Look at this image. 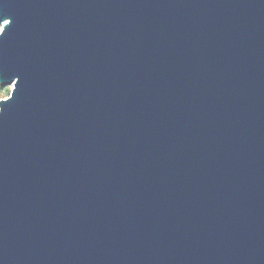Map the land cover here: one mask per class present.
<instances>
[{
	"label": "water",
	"instance_id": "water-1",
	"mask_svg": "<svg viewBox=\"0 0 264 264\" xmlns=\"http://www.w3.org/2000/svg\"><path fill=\"white\" fill-rule=\"evenodd\" d=\"M0 27V264H264V0H0Z\"/></svg>",
	"mask_w": 264,
	"mask_h": 264
},
{
	"label": "rangeland",
	"instance_id": "rangeland-1",
	"mask_svg": "<svg viewBox=\"0 0 264 264\" xmlns=\"http://www.w3.org/2000/svg\"><path fill=\"white\" fill-rule=\"evenodd\" d=\"M0 30H1V27H0ZM9 92H10V88L9 87L0 86V100L4 99V98H7L8 95H9Z\"/></svg>",
	"mask_w": 264,
	"mask_h": 264
},
{
	"label": "snow or ice",
	"instance_id": "snow-or-ice-1",
	"mask_svg": "<svg viewBox=\"0 0 264 264\" xmlns=\"http://www.w3.org/2000/svg\"><path fill=\"white\" fill-rule=\"evenodd\" d=\"M6 22V23H5ZM4 23L7 25L9 24L10 22L8 20H4Z\"/></svg>",
	"mask_w": 264,
	"mask_h": 264
}]
</instances>
